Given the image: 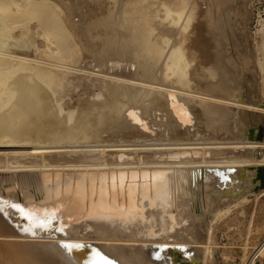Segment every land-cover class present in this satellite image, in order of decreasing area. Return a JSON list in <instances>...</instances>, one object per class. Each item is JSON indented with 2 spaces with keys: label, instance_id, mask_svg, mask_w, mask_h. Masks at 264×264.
Listing matches in <instances>:
<instances>
[{
  "label": "bare ground",
  "instance_id": "obj_1",
  "mask_svg": "<svg viewBox=\"0 0 264 264\" xmlns=\"http://www.w3.org/2000/svg\"><path fill=\"white\" fill-rule=\"evenodd\" d=\"M238 15L235 0H0V186L5 172L33 173L42 183L40 190L30 185L31 197L16 185L12 196L20 205L34 203L45 194L46 178L73 172L52 182L66 186L59 203L41 201L43 206L34 203L22 210L28 220L23 230L41 232L55 216L58 229L62 223L67 227L65 235L22 233L0 212V264H77L84 250L69 255L59 242L93 245L96 251L89 259L99 264L106 257L116 264H169L154 255L155 246H168L173 262L186 261L171 258L178 251H191L192 258L206 264L217 216L264 196V189L252 192L243 171L264 166V140L247 137L256 121L248 111L264 113V108L254 99L250 75L235 64L248 58V38ZM84 56L94 59L96 67L116 59L128 68L89 71L81 63ZM81 73L100 77L98 90L67 109L61 93ZM102 108L114 119L107 124L129 136L127 143L110 141L70 155L75 146L63 144L91 143L92 132L86 141L81 133L90 120L96 121L91 110ZM151 117L162 125L154 126ZM183 118L193 119L192 125L184 127ZM99 125H93L97 131ZM143 126L158 128L141 131L143 136L169 141L150 149L168 152L137 154L134 162L130 152L144 145L130 142ZM143 163L169 173L150 180L151 196L142 207L129 198L124 206L111 200L110 186L116 187V201L120 187L126 199L135 183L128 181L129 169ZM79 171L85 177L75 174ZM156 172L161 173H148V179ZM241 173V182H230ZM136 177L138 191L140 171ZM257 258H264V240L254 247L249 264Z\"/></svg>",
  "mask_w": 264,
  "mask_h": 264
},
{
  "label": "rangeland",
  "instance_id": "obj_2",
  "mask_svg": "<svg viewBox=\"0 0 264 264\" xmlns=\"http://www.w3.org/2000/svg\"><path fill=\"white\" fill-rule=\"evenodd\" d=\"M235 3L239 12L237 19L241 21L238 22L240 24H243V27L246 30V35L248 38L247 39L248 58L243 63L235 62V64L237 65V68L240 73L243 72L247 76L250 75L249 77L250 79H252L254 96L256 97V98L254 97V99L255 101L257 100L256 102L259 104V106H261V108H264V53H263L264 52L263 51L264 50V34H263L264 33L263 31L264 30V0H235ZM259 22H261L260 24L262 27L259 26ZM261 28H263L262 31L260 30ZM255 30H258L260 32L258 33V31ZM261 32L263 33L261 34ZM94 61L95 60L92 59L91 57L84 56L82 58L81 63L83 64L84 67H87L89 71H97V72L112 71L115 68L122 69L123 67H126L124 61L116 60V59L102 62L97 67L94 66ZM87 75L88 74L81 73L79 78L73 77L72 80L70 79L71 81L67 83L65 88H63V92L61 93V95H64L63 96L64 98L61 99V103L67 109L71 108L74 105L71 103L76 104L78 102L77 99L81 100L82 98L89 97L90 95H93L94 92L95 93L97 92L98 90L97 84L101 78L94 75H88L89 76L88 77ZM176 101L179 102V104L181 103L186 104L179 98H177ZM172 102L175 101L172 100ZM69 104H71L72 106ZM192 105H194V103ZM91 111L95 114L96 121L92 123V120H90L91 122H89L87 125L88 128L84 127L85 130L81 133L84 136L83 141H86L88 139L86 134H88V132H92V135L90 136L91 143L83 142L76 144V141H74L72 142L73 143L72 144L71 141L70 142L66 141L67 143L65 142L66 145L64 143L63 144L64 146H68V145L75 146L74 147L75 149L73 150H76V152H70L69 153L70 155L82 154L85 150L92 148L95 149V147H93L95 145L97 146L103 144L105 145L110 144V141L121 145V144H126L127 142L125 141L129 140V138H126V136H128L127 134L124 135L115 132L117 130V126L115 124L113 125V123H111V126H114V128L113 127L111 128L109 126L110 124H107V122H109L110 120H114L113 118L111 119L109 117L107 110H104V108H102L96 110L93 109ZM250 112L257 114L256 117L257 119L252 126H249V128L250 129L253 128L254 131L252 135L248 131L249 133L247 132V137L251 138V140L262 141L264 140V113H261L257 110H250ZM181 113L182 112H180V116L183 115ZM182 120L184 121L182 123L184 127L187 125L191 126L193 123V119L186 120L183 118ZM152 121L154 123V126L162 125L161 122L158 121L157 119L156 120L152 119ZM131 122L135 123L136 120L131 119ZM257 122H259V125L257 124ZM92 124L94 126L100 124L98 127L101 128L103 125V127L106 129L102 128L104 129L103 130L104 132L101 131L102 130L101 128H99L100 131H97V129ZM105 124H107V126ZM154 126L152 127V129L158 130V128ZM211 128L212 125H206L205 127V129L207 130H210ZM138 129L140 131L136 134L134 141L130 142V144L144 145V146L141 147L134 146L135 148H140V150H137L136 152H130V155H132V157L134 158V162L136 161L135 159L137 154L140 157H143L144 155L150 156L156 153L164 154L168 152V151H160V150H151L150 148H154L153 146H157V144L169 143V141L161 142V141H156V139H153L152 137L143 136L141 131L144 130L145 132L147 130V126H143L142 129L141 127H139ZM152 129H149L147 131L148 132L150 131L149 133H153L151 131ZM98 133H100V135H98ZM101 133L103 136H101ZM103 141L104 142L106 141L107 143L106 142L104 143ZM152 144H156V145H152ZM148 162H152V160H148ZM129 170L133 172V175L131 179H128V181L130 184H132V179L135 180V183L133 184L134 189L130 191L129 189L126 188L128 191L126 190V199H124V191H122V187H120L121 188V189L119 188L120 191L118 190V199L120 198V201H116L115 198L116 193L113 192L116 191V187L112 186L115 188L114 190V188L110 186V190H111L110 199L114 198L111 200H114L115 203H119L124 206V201L128 200L129 198V202L131 203V201H133L132 205H135L137 203L138 208L142 207V203L144 202V199L151 196L152 185H150V191H148V183H150V180L153 179L154 181H156L158 180V178L156 177L167 176L169 173L167 169L150 168L144 163L141 164L139 167L136 166L134 168H130ZM155 170H159L161 171V173L156 172L155 176H150V179H148V173H150L151 175L154 173ZM104 171L105 170L99 172H104ZM138 171H140L141 182L140 185H138V191H136V181H138V177H136V175L138 174ZM64 173L72 174L73 172L71 170L64 172L59 171L56 172V174H54L52 177H48L45 179L47 183L44 184V191H41V193L44 192L45 194L43 197L37 198V201H34V203H38L37 206H43V203L41 201H44L45 203L50 201V203H53L55 200H57L58 203L60 202V199H58V197H60V193H63L66 186L61 188L59 180L61 179ZM93 173L94 171H90L88 175ZM32 174L33 173L29 175L28 172H24V171H17V172L8 171L3 173L2 174L3 181H2V185L0 186V192H1L0 196L8 197L9 201H14L16 199H13L12 193L16 192V188L20 187V191H22L23 193L26 192V195L32 197L33 193L31 189L33 187H30V185H34V187L38 188V191L40 190V187H42V183L39 184V179L37 178V176H33ZM75 174H82V177H85V173L81 171H79L78 173L76 172ZM111 175L113 176L114 174ZM122 180L126 181V178H123ZM56 181H59L58 182L59 184L55 185L54 183H52ZM128 181H126V184L128 183ZM121 183L122 185H124V182ZM93 184L94 182H92V185ZM16 185H18V187H16ZM22 185H24V187H22ZM93 188H92L93 191L92 194L94 195ZM52 191H54V197H52ZM104 191L105 192L103 193V195L104 197H107V199L106 198L105 199L106 201H108V193H107L108 187H106ZM98 192H99V186H98V191H96V197L99 194ZM136 193H138V195H136ZM127 194L130 196H128ZM38 199H40V201H38ZM52 199H54V201H52ZM20 203H22V205L24 206L26 205L30 206V204L34 205V203H31L29 201H20ZM56 207L57 205L54 204L53 208ZM197 209H199V206H197ZM87 214H89V212ZM262 240H264V196L259 195L256 198H254V200L253 198H251L249 201L247 200L245 202H240L236 204L231 208V210L227 214H220L217 216L213 228V243H212V247L210 248L211 255L210 257L207 258L206 264H249V260L251 259L252 254L254 252V247L259 243H261ZM174 242H180V241H174ZM202 254L200 255V262L202 260L201 257H203ZM253 264H264V258L261 260H259V258L254 259Z\"/></svg>",
  "mask_w": 264,
  "mask_h": 264
},
{
  "label": "water",
  "instance_id": "obj_3",
  "mask_svg": "<svg viewBox=\"0 0 264 264\" xmlns=\"http://www.w3.org/2000/svg\"><path fill=\"white\" fill-rule=\"evenodd\" d=\"M250 112V111H248ZM252 115H254L255 117H257V114H254L252 112H250ZM257 119V118H256ZM257 124L259 125V122H257ZM253 128L249 129L250 134L252 135L253 133ZM252 152H255L256 155H258V151L252 149ZM243 171L245 172V175L250 177V182L252 184L251 186V190L252 192H257L260 191L262 189H264V166H247L246 168L243 169ZM243 178V173H241L238 176V179L236 178H232L230 180V182L234 183V182H241V179ZM1 193V192H0ZM22 205L18 204V202H14V201H9L6 200L3 196H0V212L2 213V215L8 220V222L14 226L18 231H22V233H26V234H30L26 229L23 230V225H26L27 223V218L25 216V214H23V211H28L29 207H21ZM50 221V227H45L41 230V232L36 231L33 234V236H48V237H52V236H56V235H65V230H66V226H64V224L62 223L61 225H63L62 230L57 228V222H58V218L55 216H52ZM61 247L66 248V253L71 255V251H78V253H81L84 250V255L82 254H78L76 258L79 259L77 264H99L97 261L95 260H91L89 259V255L91 253V251H96L94 250L95 247L93 245H82V244H69V243H64V242H59L58 243ZM88 248V250H87ZM86 249V250H85ZM154 255L157 257H166L169 261V264H199L197 259L192 258V252H182V251H178L177 255L172 256L171 258H185L186 261H171L170 258V249L168 246H155L154 247ZM177 250V249H176ZM106 263L105 264H116L114 261L108 259L107 257L105 258ZM104 264V263H102Z\"/></svg>",
  "mask_w": 264,
  "mask_h": 264
}]
</instances>
